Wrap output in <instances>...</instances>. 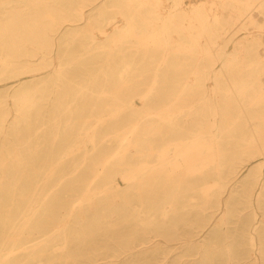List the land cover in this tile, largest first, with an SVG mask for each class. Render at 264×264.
Instances as JSON below:
<instances>
[{
	"label": "bare ground",
	"instance_id": "6f19581e",
	"mask_svg": "<svg viewBox=\"0 0 264 264\" xmlns=\"http://www.w3.org/2000/svg\"><path fill=\"white\" fill-rule=\"evenodd\" d=\"M88 12H99L100 19L91 20ZM83 23L92 33L87 49L58 56L57 38ZM98 62L97 70L85 65ZM78 65L84 74L74 77ZM174 73L177 86L168 90ZM146 74L151 81L138 93ZM2 86L17 89L9 99L0 95V264H92L100 254L131 256L137 241L122 232L109 235L119 223L107 217L135 215L136 238L154 232L172 240L166 227L171 218L213 202L220 215L205 226L217 225L211 240L224 239L218 248L231 264V202L224 189L246 184L240 178L245 167L252 164L255 182L264 168V0H0ZM53 93L69 102L53 111L54 123L45 130L61 138L81 118L76 141L64 149L70 155L86 153L87 144L96 148L73 169L93 168L81 191L73 188L79 175L68 185L60 182L66 153L54 161L47 145L1 140L7 128L23 136L19 130L31 128ZM64 113L71 121L66 126ZM111 138L118 147L102 154L99 145ZM56 177L54 191L49 183ZM37 178L40 192L33 189ZM65 186L75 195L70 204L62 199ZM263 197L264 181L260 207ZM262 222L264 216L254 213L247 229V256L258 263L264 260ZM96 236L105 241L102 247ZM116 241L120 247L113 250Z\"/></svg>",
	"mask_w": 264,
	"mask_h": 264
},
{
	"label": "rangeland",
	"instance_id": "374dc122",
	"mask_svg": "<svg viewBox=\"0 0 264 264\" xmlns=\"http://www.w3.org/2000/svg\"><path fill=\"white\" fill-rule=\"evenodd\" d=\"M211 1V0H210ZM87 8V7H86ZM89 17L91 20L96 21L100 19V13H91L88 12ZM86 25V23L80 24L76 29H71L65 34L61 35L57 38V45L55 44L54 48L56 49V54L58 56H67L65 55L66 52H70L71 55L69 56H76L80 54L81 52L85 51L91 41V30ZM79 32L78 36L74 35V32ZM243 30L239 32L240 36L244 35ZM69 45L71 49L67 47ZM229 51L232 52L234 45L233 43H229L228 45ZM68 49V50H67ZM75 52V53H73ZM78 53V54H77ZM70 58V57H69ZM87 69L89 71H92L93 69L97 70L101 66V62L98 63H87L85 64ZM80 66L78 65L77 68H75L73 71H71V75L76 77L79 74H84V70H81ZM151 75L146 74L144 76L143 80H139L137 83V91L138 93L142 92L146 85H148L151 81ZM168 77H170L169 82V88L168 90L175 89L177 86V79L178 76L176 73L174 74H168ZM31 79L27 80L26 82H30ZM38 80V78L34 79ZM210 86L213 85V83L210 81L208 82ZM17 88L10 87V86H2L0 87V95L6 100L9 99L8 93H12ZM99 89V88H97ZM135 102L137 106H141V101L139 99V96L136 95ZM64 102L63 107L61 108L56 106L58 101ZM95 99H92L91 102H94ZM68 100L65 98L64 94H52L51 99L45 101L42 106H40V113L33 115L32 120V126L31 128H27V126H23L19 131L23 134V136L16 137V134L13 130L6 129L8 133L7 138L2 137L4 143L6 145L9 144V141H22L23 146L27 147V142L34 143L35 147L42 148L45 145L52 148L54 157L52 160L57 161L59 158V155L62 156L63 154H67V163L65 164L63 176L60 178V182L64 185H68L70 182V179H72L74 176H78V181L74 184V187L76 190L81 191L84 189L88 181L91 179L93 171V168H89V166L86 168H79L78 171L73 172V169L75 165L80 164L87 151L89 155H92V153L96 152V148H92L91 144H87L86 153L85 149H83L81 152H76L74 154H68L67 150L64 149V147L67 144H71L72 142L76 141V134L78 132V126L80 124V120H76L74 122L75 127L74 128H68L69 130L68 135H64L63 137H55L53 133H49L50 130H45L46 127L50 128V126L53 125V111L55 109H64L68 105ZM232 104L235 105L234 101H232ZM89 107H93L92 105ZM98 108H103V106H97ZM89 109V108H88ZM66 113H64V119H63V126L69 125L71 121H66ZM9 123L7 124V126ZM115 125V124H114ZM62 130V129H61ZM108 128L102 131L101 136L106 134ZM54 131V130H53ZM66 132V133H67ZM6 134V133H5ZM105 136V135H104ZM22 137V138H21ZM112 139V138H111ZM64 144H61V143ZM81 145V141L79 142ZM100 151L102 154L104 153H112L116 150L118 147L117 140L112 139V141L103 143L99 145ZM1 148V144H0ZM52 158V157H51ZM246 163V160H244V164ZM256 163V162H255ZM253 163V164H255ZM41 160L37 162V167H41ZM57 162H54L52 166H55ZM242 165V163H239ZM239 166V165H238ZM253 166L252 164L248 168H244L240 172V178H243L241 180H245L246 184H242V181L237 183V185H231L228 184L223 192V196L225 197V200L230 199L231 205V214L229 216V221L227 225V243H229L231 247V253H232V260L231 264H264V260L258 263V259H251L247 256V252L251 251V240L250 235L248 234V227L249 224L253 221V214L257 213V216L260 218L264 216V197L261 200V207L257 201V197L259 194V191L261 189V184L264 181V168H263V174L258 175L255 179L251 176H249L250 172L252 171ZM11 179H14L11 177ZM38 180L34 182L33 189L35 191H41L42 188V180H40V184L38 185ZM58 177L52 178L50 180L49 186L54 188V191L57 189L60 184L53 186L58 182ZM117 180H120V177L117 178ZM121 188L127 189L128 186L120 181ZM253 183L255 184L253 186ZM38 185V187H37ZM67 189L68 186H65ZM69 189V188H68ZM65 190L62 193V199H65L68 201V203H72L74 201L75 195L74 192L71 190ZM199 195V194H198ZM64 201V200H63ZM135 199H133V204H135ZM201 206L203 208V205H199L195 208L191 209L190 214H183L180 217L177 218H171L170 221L174 224H167L169 226H166L169 230V232L172 234L169 238L172 240H166L162 236H154V232H150L147 239L139 240L136 234L135 230H138L137 227H139L136 224L137 217L135 215L131 214H122L120 217L117 215H113L110 217H107L108 220H112L115 222H118V227L114 229L107 230L109 235L113 236V233L116 232H122L123 238H126L129 236L131 238V241L133 242L136 240L137 242L134 243L132 248L133 254L131 256H125L124 254L120 256H109L104 257V255H99L98 260L94 261L92 264H227L225 256L222 258L221 256V250L218 248L219 246H223L224 239L223 238H216V241H212L211 239H215L214 232L217 228L216 224H212L211 226H205V224L209 223L211 218L214 220L216 217L220 215V210H218L215 206V202L212 203V207H209L208 209H201ZM213 214V215H212ZM160 216H158V220H160ZM217 219V218H216ZM171 225V226H170ZM107 227H110V225H106ZM133 231V232H132ZM127 232L128 234H125ZM129 232H132L131 234ZM260 237H258V241L264 242V222L260 225ZM136 236V237H135ZM152 236V237H151ZM99 238L97 241V246L102 247L103 243L100 238L101 236H96ZM138 237H141L138 235ZM151 237V239H150ZM180 237L181 239H176ZM113 238V237H112ZM116 238H119V234H116ZM97 240V239H96ZM144 241V242H143ZM118 241L111 244L113 246V250H118L120 246H118ZM206 244L205 247H202L201 245ZM150 246L148 248H144L146 246ZM255 255L258 256V253L255 252ZM104 257V258H103ZM158 262V263H157Z\"/></svg>",
	"mask_w": 264,
	"mask_h": 264
}]
</instances>
